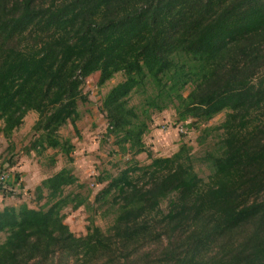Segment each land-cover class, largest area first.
Masks as SVG:
<instances>
[{
  "label": "trees",
  "instance_id": "16d2710c",
  "mask_svg": "<svg viewBox=\"0 0 264 264\" xmlns=\"http://www.w3.org/2000/svg\"><path fill=\"white\" fill-rule=\"evenodd\" d=\"M93 74L99 88L123 77L99 106L131 158L98 179L94 204L111 224L70 231L62 210L88 199L68 191L77 180L64 167L35 188L40 208L0 210V264H264V0H0L6 139L34 112L25 150L72 163L60 130L76 128ZM171 106L196 129L224 119L200 130L198 154L183 143L140 165L151 115Z\"/></svg>",
  "mask_w": 264,
  "mask_h": 264
},
{
  "label": "rangeland",
  "instance_id": "374dc122",
  "mask_svg": "<svg viewBox=\"0 0 264 264\" xmlns=\"http://www.w3.org/2000/svg\"><path fill=\"white\" fill-rule=\"evenodd\" d=\"M97 80L98 74H93L86 80L83 91L87 95L88 101L79 103L78 109L81 117L76 123V128L74 129L68 123L60 130L62 137L69 139L74 145L71 153L72 163H68L66 158L59 154L56 156L55 165L52 167L48 159L53 154L52 150H47L43 155L25 150V147L27 148L31 144L34 137L32 126L37 120V114L34 112L26 115L23 125L13 133L11 140L6 139L0 132V175L5 176L2 183L5 186L9 185V183L13 184L15 176H18L16 185L22 188L21 191H19L20 189L14 190V187L12 188V193L17 196L16 207L26 204L30 208H40L45 200H36L35 188L37 186L34 183L39 182L40 184L43 179L64 167L71 169L77 181L68 191L79 193L88 199L85 205L77 209H72L69 206L62 210L65 215V224L77 237L86 235L87 226L92 221L102 230H105L111 224V214L107 217H102L104 208L101 209L100 203L94 204L96 195L106 184V182L99 183L98 179L108 174L117 175L121 169L127 167L130 158L129 154L126 153L122 156L118 152V148L113 144V137H106L107 122L99 111L103 95L111 87L122 81L123 77L121 74L115 75L102 88L97 87ZM188 91L189 89L184 94L186 95ZM135 103H138L136 97L133 98L130 105ZM175 111L171 106L151 115L152 122L149 130L142 136V142L147 153L141 152L134 157L140 165L150 163L148 153L154 158L170 157L177 152L179 146L183 143L191 146L192 152L198 154L203 147L197 145L200 130L205 127L219 125L224 119V114L221 113L207 123L198 125V129H196L195 127H190L188 125L190 122L187 120L179 122ZM2 125L3 123L0 121V128ZM25 165L26 170L24 169V171L14 170ZM22 174L31 175L32 178L24 180ZM202 175H207L206 169H204ZM25 184L26 186H31L25 187ZM3 191L6 192L5 189ZM165 205L166 203H163L162 208H165ZM3 239L4 236L0 235V242Z\"/></svg>",
  "mask_w": 264,
  "mask_h": 264
},
{
  "label": "crops",
  "instance_id": "0c3cea01",
  "mask_svg": "<svg viewBox=\"0 0 264 264\" xmlns=\"http://www.w3.org/2000/svg\"><path fill=\"white\" fill-rule=\"evenodd\" d=\"M24 169L26 170V165L24 167H17L14 170L24 171ZM29 178H32V176L31 175L29 176V175H26V174L23 175V179L24 180H29ZM17 179H18V176H15V179H14L15 181H13V184H10L9 181H8L9 185L7 184L6 186H7V188L8 187L9 188L8 189H5L6 192L3 191L4 189H2V186H0V210H2L6 206H15L16 207L17 204H15V203L17 202L16 201L17 200V198H16L17 196H16L15 193H12V188L14 187V190H16V189H20L19 191L22 190V188L20 186L18 187L16 185L18 183L17 182ZM34 185L35 186H38L39 185V182H35ZM29 186H31V185H27L26 186V184H25V187H29Z\"/></svg>",
  "mask_w": 264,
  "mask_h": 264
},
{
  "label": "built area",
  "instance_id": "2783aa9c",
  "mask_svg": "<svg viewBox=\"0 0 264 264\" xmlns=\"http://www.w3.org/2000/svg\"><path fill=\"white\" fill-rule=\"evenodd\" d=\"M5 179V176L4 175H0V186H2V189H6L7 187L2 183Z\"/></svg>",
  "mask_w": 264,
  "mask_h": 264
}]
</instances>
